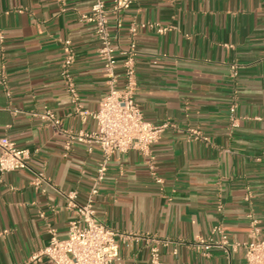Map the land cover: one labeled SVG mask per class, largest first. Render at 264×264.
<instances>
[{
  "label": "crops",
  "instance_id": "obj_1",
  "mask_svg": "<svg viewBox=\"0 0 264 264\" xmlns=\"http://www.w3.org/2000/svg\"><path fill=\"white\" fill-rule=\"evenodd\" d=\"M93 1L0 0V138L30 153L25 169L0 173V264H49L28 260L52 235L67 238L75 214L64 195L85 204L103 163L98 147L67 138L95 130L106 94L94 26L79 21ZM103 1L111 10L115 0ZM108 27L119 66L135 44L143 118L169 124L149 155L115 153L105 166L93 209L122 235L114 264H148L154 238L170 241L162 264H246L231 244L249 240L251 220L264 240V0H136ZM66 40L80 109L62 75ZM217 225L227 248L203 252L196 241H218Z\"/></svg>",
  "mask_w": 264,
  "mask_h": 264
},
{
  "label": "built area",
  "instance_id": "obj_2",
  "mask_svg": "<svg viewBox=\"0 0 264 264\" xmlns=\"http://www.w3.org/2000/svg\"><path fill=\"white\" fill-rule=\"evenodd\" d=\"M136 0H115L111 10L105 8L103 0H94L90 10L79 16V21L94 26V33L99 42L97 55L102 63V76L105 80L106 94L101 99L98 110L91 115L95 121V130L91 132L78 131L67 134L68 142L85 143L90 150L98 147L103 156V163L92 180L89 195L85 204L76 201V192L64 195L67 208L75 214L68 225L65 240H59L52 235L47 245L33 253L29 262L35 263L46 259L49 264H114L118 259V239L122 235L107 228L96 216L93 209L94 198L104 177L105 166L109 158L115 153H126L136 150L141 155H149L151 146L158 141L163 131L169 127L168 123L153 124L146 121L140 108L134 100L135 80V44L133 41L120 51L121 65H118L116 48L113 45L108 27L109 14L118 15L129 9ZM157 32L163 33L167 28L157 24H149ZM137 26L131 24L129 34L135 36ZM65 58L62 75L71 101L76 109H80L78 95L70 75V68L74 62V54L70 42L64 41ZM121 68L122 74L117 73ZM234 70L235 67L233 66ZM230 125L236 126L233 117L234 107L230 108ZM39 116L45 120L56 132H61V121L48 108ZM69 143H67L69 145ZM68 147V146H67ZM30 153L27 149L17 147L6 137L0 138V173L5 174L27 167ZM257 221L251 220L249 240L244 243H233L231 248L237 251L242 248L246 264H264V240L258 238ZM213 233L219 235L218 241L199 238L197 247L208 251L211 247L226 249L228 236L220 226L213 228ZM150 256L148 264H162L161 248L170 241L161 238L150 240ZM173 253H176L174 250Z\"/></svg>",
  "mask_w": 264,
  "mask_h": 264
}]
</instances>
